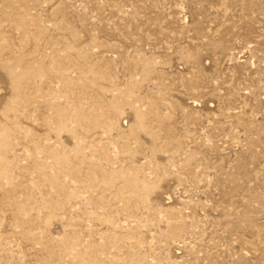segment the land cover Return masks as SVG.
Segmentation results:
<instances>
[{"label":"rangeland","instance_id":"obj_1","mask_svg":"<svg viewBox=\"0 0 264 264\" xmlns=\"http://www.w3.org/2000/svg\"><path fill=\"white\" fill-rule=\"evenodd\" d=\"M0 264H264V0H0Z\"/></svg>","mask_w":264,"mask_h":264}]
</instances>
